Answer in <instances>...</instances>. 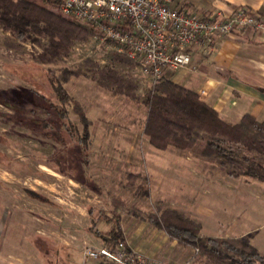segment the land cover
<instances>
[{
	"label": "rangeland",
	"instance_id": "1",
	"mask_svg": "<svg viewBox=\"0 0 264 264\" xmlns=\"http://www.w3.org/2000/svg\"><path fill=\"white\" fill-rule=\"evenodd\" d=\"M29 1L43 5L41 0ZM45 8L64 18L58 8L47 5ZM29 39L19 40L0 31V158L3 156L12 163L8 168L0 164V183L5 185L4 188L0 187V254L9 253L18 259H11V264H41L36 252L24 240L26 236L35 234L72 249L74 254L70 257V264H82L76 255L78 251L82 252L89 246H105L85 231V209L91 206L109 211L113 199L124 204V208L118 210L124 239L121 242L130 247L128 241L136 239L137 247H134L142 251L130 248L147 258L167 264H201L198 250L178 243L151 224L132 219L127 211L137 210L142 215L158 216V209L169 210L182 218L191 219L195 224L204 223L208 227L211 222L206 219L205 210L221 209H217L218 206L231 216L236 213L237 205H240L239 209L247 207L245 218L252 225V234L264 251V184H255L250 188L251 192L248 186L237 192L238 189L230 190L228 187L211 189L210 181L205 180L203 191L201 188L197 193L187 189L186 176L172 169L169 175L154 176V179L149 177L146 181L148 196L137 198L136 188L142 179L131 188L128 175L138 174L147 179V166L143 161H134L136 165L126 164L129 151L118 146L135 141L141 145V149L134 157H146L142 144L148 140L142 133L147 111L142 105L135 106L125 98L115 97L111 92L99 88L93 73L109 68L125 77L137 79V94L141 99L150 86L144 83L133 67L112 62L113 54L94 52L96 45L92 37L88 41L74 42L67 55L55 66L37 63L36 59L47 45L46 40L35 35H30ZM87 62L96 68H90ZM46 71L55 72L57 76L76 71L83 74L69 77L64 89L83 108L89 122L90 137L84 154L69 140L62 121L55 113L50 111V116H47L36 108L40 104L35 102L30 92L49 98L43 88L42 75ZM16 99H20V109H16L13 103ZM68 111L69 121L81 132L78 117L72 109ZM43 124H46L45 128ZM164 157L173 163V160L192 156L179 154ZM49 169L60 171L64 177L54 175ZM219 174L221 178L226 176L222 172ZM230 181L234 188L241 182ZM23 189L43 195L65 210L40 206L26 198ZM197 195L198 199L195 198ZM198 202L202 204V211L196 204ZM232 205L235 211L231 209ZM216 218L222 220L223 216H211V220L215 221ZM202 233L205 235L207 232ZM209 233L212 234L211 231ZM5 240L12 244L4 243ZM95 263L97 261H86V264Z\"/></svg>",
	"mask_w": 264,
	"mask_h": 264
},
{
	"label": "trees",
	"instance_id": "2",
	"mask_svg": "<svg viewBox=\"0 0 264 264\" xmlns=\"http://www.w3.org/2000/svg\"><path fill=\"white\" fill-rule=\"evenodd\" d=\"M41 1L42 6L29 0H0V31L19 40H30V35L45 39L47 45L43 47L42 55L36 59L37 63L55 66L67 55L74 42L88 41L92 32L89 28L46 9V5L57 9L51 0ZM35 42L38 43L36 40ZM112 62L127 68L133 67L129 60L115 54L112 55ZM87 65L92 69L96 68L91 62H87ZM93 74L99 88L111 92L115 97H123L135 106L145 107L147 114L142 134L156 151L173 149L191 152L216 166L231 179L243 180L247 185L264 183V123L247 115L238 125L228 124L198 94L169 80L163 79L155 86H150L141 99L137 94V79L125 77L109 68L97 70ZM71 76L80 77L83 74L76 71L57 76L55 72H43V88L49 98L37 92L30 94L40 104L36 107L38 110L47 116H50V111L56 114L62 121L69 140L84 154L88 148L90 126L83 108L64 89ZM13 103L16 104V109L22 107L20 99ZM69 109L78 117L81 132L69 121ZM0 164L3 168L12 165L3 156ZM139 179V176H132L130 187L133 188ZM0 187L4 188L5 185L0 183ZM23 193L26 198L40 205L57 207L48 198L31 190L23 189ZM135 195L140 199L148 196L146 180H141ZM110 205L109 211L87 207L90 218L88 232L103 245L115 246L118 241L124 240L118 215V210L123 209L124 204L113 199ZM127 214L164 231L178 243L198 250L201 264H264V255L248 241L242 238L204 237L201 235L200 224H195L189 218H182L174 211L158 209V216L142 215L137 210L127 211ZM32 245L44 256L61 254L65 249L40 236L32 240ZM45 259L58 264L56 260Z\"/></svg>",
	"mask_w": 264,
	"mask_h": 264
},
{
	"label": "crops",
	"instance_id": "3",
	"mask_svg": "<svg viewBox=\"0 0 264 264\" xmlns=\"http://www.w3.org/2000/svg\"><path fill=\"white\" fill-rule=\"evenodd\" d=\"M174 6L193 15H198L204 18L218 13L228 17L237 10L249 9L264 20V0H174ZM192 60V66L190 69L168 76L166 80L182 87H186L198 95L200 91H207V97L201 99L217 111L221 118L228 124L233 126L238 125L247 115L252 116L260 123H264V31L250 32L246 35H237L230 39L223 40L219 42L216 51L212 55H206L202 50H197L192 54ZM140 146L139 143L131 141L124 143V146H118V148L127 149L129 151L130 157L126 160V164L136 165L140 161L145 162L148 178L146 179L141 176L140 179L142 180L147 181L154 176L169 175L173 169L175 170V173L179 172V174L186 176L187 189L195 190L197 193L201 191V188L203 191V182L205 180L210 181L209 184L212 186L211 189L215 188V190H218L228 187L230 190L238 189L237 192L240 191V188L246 186L250 189L255 184H264L254 183L247 185L243 180H240L241 182H239V186H235L234 188V186L232 187V181L230 180H239L231 179L227 175L224 176V178L223 176L221 178V175L219 174L221 171L216 166L209 164L205 159L194 155L191 152H180L176 150L174 151L173 149H168L166 152H159L153 149L148 142L142 144L146 149V157L139 159V157H134V155L137 150L141 149ZM179 154L191 155L192 157H183L181 159L173 160V163L170 159L164 157V155L178 156ZM58 160H62V158ZM134 161L137 163L134 164ZM216 169V173H213ZM49 170L54 175L64 177L58 170ZM208 175H210L209 178ZM132 176L139 175L130 174L128 175V180H130ZM153 179L151 180L153 181ZM69 181L72 182L73 180L69 179ZM195 198L198 199V195ZM52 202L57 206L52 210H65L64 207L58 203H55L54 201ZM196 204L201 208L202 204L200 205V202ZM234 205H232L231 208L233 211H235ZM43 207L51 208L47 206ZM237 207L238 209L236 210V213L231 216L226 214L224 208L218 206L217 209H221L216 210L215 208L213 210H203L206 213V219L210 221L211 224L208 227L204 223L200 224L202 226V232L208 233H205L204 235L201 232V235L212 238H242L253 246L256 245L257 247H255L264 255V251L260 247L261 243H257L256 237L252 234V225L248 222V219L245 218L248 208L245 207L244 209H239L240 205H237ZM202 209L203 208H201V211ZM85 213L87 218L85 231L88 235L101 243L98 238L88 232L90 218L87 213V207ZM220 214L223 216L222 220H218L217 218L215 221L211 220V216H217ZM241 214L242 217L239 218ZM209 231H211L212 234H210ZM38 236L40 235L35 234L28 237L26 236L24 240L28 242L31 249L36 252L35 254L41 264H53L48 260L46 261L45 257L49 258L51 261H58V264H70V257L74 254V252L72 253V249L68 247L66 248L62 244L54 243L50 238L41 235L40 237L48 239L53 245L65 247L61 254L44 256L32 245V240H36ZM4 243L12 244L10 241L8 242L6 240ZM63 243L65 245L68 244L66 242ZM136 243L137 240L135 239L133 241L129 240L127 244L131 248L142 251L139 247H134ZM76 255L80 258V262L82 263V252L78 251ZM11 259L18 260L9 253L0 254L1 264H11L9 262Z\"/></svg>",
	"mask_w": 264,
	"mask_h": 264
},
{
	"label": "built area",
	"instance_id": "4",
	"mask_svg": "<svg viewBox=\"0 0 264 264\" xmlns=\"http://www.w3.org/2000/svg\"><path fill=\"white\" fill-rule=\"evenodd\" d=\"M51 1L63 17L91 30L94 52L126 58L149 86L190 69L197 50L212 55L223 40L264 31V20L249 9L228 17L218 13L204 18L175 7L174 0ZM199 97H207V91H200ZM87 260L167 264L147 258L121 241L115 246L85 247L82 264Z\"/></svg>",
	"mask_w": 264,
	"mask_h": 264
}]
</instances>
